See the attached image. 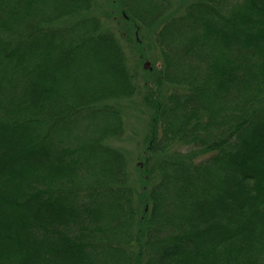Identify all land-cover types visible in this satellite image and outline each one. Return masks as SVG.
<instances>
[{
    "label": "trees",
    "instance_id": "trees-1",
    "mask_svg": "<svg viewBox=\"0 0 264 264\" xmlns=\"http://www.w3.org/2000/svg\"><path fill=\"white\" fill-rule=\"evenodd\" d=\"M0 264H264V0H0Z\"/></svg>",
    "mask_w": 264,
    "mask_h": 264
},
{
    "label": "rangeland",
    "instance_id": "rangeland-1",
    "mask_svg": "<svg viewBox=\"0 0 264 264\" xmlns=\"http://www.w3.org/2000/svg\"><path fill=\"white\" fill-rule=\"evenodd\" d=\"M150 41V39H147ZM151 42V41H150ZM150 44V43H149ZM153 46V45H151ZM146 48V56L155 61H160L158 51ZM128 51V50H127ZM129 61L134 66L137 63L138 56L128 51ZM144 78L139 76V92L130 102L125 103V132L121 140H113L112 144L119 147L127 153L129 161V173L132 179L137 178L136 166L139 163L142 147L148 131L149 113L143 110V93H144Z\"/></svg>",
    "mask_w": 264,
    "mask_h": 264
}]
</instances>
